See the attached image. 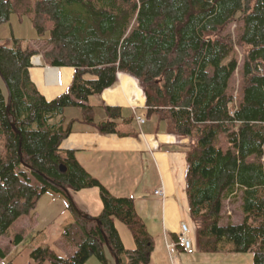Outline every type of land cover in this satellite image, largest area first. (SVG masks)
Returning a JSON list of instances; mask_svg holds the SVG:
<instances>
[{"label": "trees", "instance_id": "obj_1", "mask_svg": "<svg viewBox=\"0 0 264 264\" xmlns=\"http://www.w3.org/2000/svg\"><path fill=\"white\" fill-rule=\"evenodd\" d=\"M12 14L30 17L46 50L0 39V239L14 230L0 242V262L23 239L15 222L53 191L68 197L74 221L54 243L64 256L38 246L29 253L35 263L85 264L95 256L108 264L106 252L115 264L149 263L153 239L133 198L112 195L72 149L60 147L74 122L64 120L66 107H79L80 120L103 134L118 133L121 119L135 120L118 106L88 103L125 72L144 85L147 117L190 136L185 192L199 249L232 244L264 264V0H0V24ZM233 23L240 25L236 40ZM235 46L242 49L236 93L238 62L228 59ZM35 55L42 65L74 68L66 92L46 100L36 89L29 76ZM93 186L102 210L86 218L69 191ZM238 190L242 220L220 223L222 199ZM115 220L129 229L134 248L123 246Z\"/></svg>", "mask_w": 264, "mask_h": 264}, {"label": "crops", "instance_id": "obj_2", "mask_svg": "<svg viewBox=\"0 0 264 264\" xmlns=\"http://www.w3.org/2000/svg\"><path fill=\"white\" fill-rule=\"evenodd\" d=\"M31 64L30 80L46 100H52L68 90L74 75L73 67L45 66L42 65L41 58L39 62L32 61ZM91 97H95L92 102ZM88 103L93 106H118L125 118L136 113L144 116L145 122L139 125L134 119H121L118 121V133L103 134L80 120L79 107H66L62 113L64 120L68 122L74 119V122L71 125V132L62 140L60 147L72 149L84 169L96 177L112 195L133 198L135 210L153 239L148 264H172L164 242L174 247L175 260L178 264L207 263L204 255L210 252H203L198 247L196 228L190 217L185 192V155L190 136L170 133L164 123L158 121L154 115L147 117L144 108V85L125 72H118L114 83L103 89L100 94L89 96ZM98 117H105L100 109ZM136 170L138 175L133 177ZM158 189L161 190V194L154 193ZM69 192L71 200L82 214L94 217L102 210L97 186ZM46 195L51 201L61 203L59 214L50 219L46 230H36L35 235L32 233L31 243L23 250H19L24 243L23 236L22 241L12 247L0 264L7 261L14 264H38L29 256L31 249L38 246H48L64 256L54 243L62 230L74 221V216L67 208L68 197L53 191H47ZM36 209L33 213L35 215ZM27 219H18L15 227L22 226L25 233L30 227ZM183 223L187 225L191 240V247L188 250L176 246L174 239L181 232ZM114 226L123 246L126 249L134 248L129 229L119 220L114 221ZM13 235V228L8 229V239H12ZM220 251L229 254L233 252V245L218 247L214 253ZM121 259L123 262L126 261L124 255H121ZM39 264L50 263L44 261Z\"/></svg>", "mask_w": 264, "mask_h": 264}, {"label": "rangeland", "instance_id": "obj_3", "mask_svg": "<svg viewBox=\"0 0 264 264\" xmlns=\"http://www.w3.org/2000/svg\"><path fill=\"white\" fill-rule=\"evenodd\" d=\"M240 25L237 23H233L229 27V32L232 34L233 39L236 40L238 38V34L240 32ZM19 38L21 40L22 45H28L31 48H35L41 53L46 50V43L43 38L36 37L35 30L30 22L29 16L18 17L16 14H12L8 22L0 24V39L5 38ZM35 58H41L40 55H35ZM234 57L238 62V70L234 73L232 77L231 84L234 87L236 93L237 86L239 84V71L242 64V49L237 46L234 47L233 53L228 57ZM227 59V60H228ZM93 96V95H92ZM99 96V95H98ZM96 96V99L98 98ZM90 101L92 102L95 97H91ZM120 128V127H119ZM138 170L133 173V177L138 175ZM36 215L33 214L31 219H27V217H23L27 219L28 227L24 233V243L19 247V250H23L31 243V236L35 231H44L46 230V225L49 224L50 219L55 215H58L60 212L61 203L53 200L44 193L37 202ZM242 212H241V191L238 190L236 193L229 194L228 196H224L222 199V215L220 219V223L228 222V223H236L242 220ZM33 231V232H32ZM33 233V234H32ZM10 235V234H9ZM14 236V235H13ZM8 231L6 236L0 239V242H7L11 239H8ZM166 250L168 252L167 244L164 242ZM174 248V247H173ZM12 249V248H11ZM23 252V251H22ZM9 254V253H8ZM108 264H115V260L110 253H105ZM207 258V263L205 264H252V254L251 252L237 253L230 252L229 254H225L224 252H210L205 253L204 255ZM125 260V259H123ZM85 264H101L100 261L95 257L91 256Z\"/></svg>", "mask_w": 264, "mask_h": 264}, {"label": "built area", "instance_id": "obj_4", "mask_svg": "<svg viewBox=\"0 0 264 264\" xmlns=\"http://www.w3.org/2000/svg\"><path fill=\"white\" fill-rule=\"evenodd\" d=\"M135 120L138 124H142L145 122V118L143 116H140V115H136L135 116ZM155 194H161V190L158 189V190H155L154 191ZM179 244L186 250L190 249L191 247V240L190 238L188 237V228H187V225L186 224H181V232L179 234ZM167 248H168V253L170 255V258L172 260V264H178L175 260V253H174V248L170 245V244H167Z\"/></svg>", "mask_w": 264, "mask_h": 264}, {"label": "water", "instance_id": "obj_5", "mask_svg": "<svg viewBox=\"0 0 264 264\" xmlns=\"http://www.w3.org/2000/svg\"><path fill=\"white\" fill-rule=\"evenodd\" d=\"M60 170L61 171H65V167L64 166H60ZM84 217H86V218H89V217H91V216H89V215H87V214H82ZM115 263H117V259H116V257H115Z\"/></svg>", "mask_w": 264, "mask_h": 264}, {"label": "bare ground", "instance_id": "obj_6", "mask_svg": "<svg viewBox=\"0 0 264 264\" xmlns=\"http://www.w3.org/2000/svg\"><path fill=\"white\" fill-rule=\"evenodd\" d=\"M70 193V192H69Z\"/></svg>", "mask_w": 264, "mask_h": 264}]
</instances>
